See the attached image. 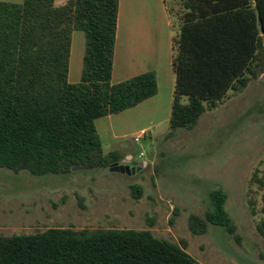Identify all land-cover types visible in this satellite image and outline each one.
<instances>
[{
	"label": "trees",
	"instance_id": "1",
	"mask_svg": "<svg viewBox=\"0 0 264 264\" xmlns=\"http://www.w3.org/2000/svg\"><path fill=\"white\" fill-rule=\"evenodd\" d=\"M119 3L0 1V169L44 177L78 166L103 169L125 159L121 152H105L96 120L155 96L158 81L149 72L112 83ZM165 3L173 22L175 75L169 140L180 129L194 130L231 91L243 92L264 73V0ZM75 31L84 33L85 51L81 81L71 83ZM257 181L262 190L264 179ZM133 194L139 198L141 189ZM211 200L208 212L189 216L190 232L221 226L241 245L238 226L225 209L226 193L215 190ZM248 204L257 216L254 198ZM261 214L256 228L264 239V195ZM187 250L185 240L157 238L148 229L52 227L0 234V264H199Z\"/></svg>",
	"mask_w": 264,
	"mask_h": 264
},
{
	"label": "rangeland",
	"instance_id": "2",
	"mask_svg": "<svg viewBox=\"0 0 264 264\" xmlns=\"http://www.w3.org/2000/svg\"><path fill=\"white\" fill-rule=\"evenodd\" d=\"M82 50L75 37L73 70L83 64ZM169 131L167 119L138 143L133 134L105 144L106 153L132 152L134 166L142 168L131 175L96 168L34 177L28 171L0 169V234L52 227L148 229L157 238L185 240L199 264H264V239L256 228L264 195L257 181L264 179V73L243 92L231 91L194 130L180 129L167 140ZM134 188L141 189L139 198ZM220 189L227 195L225 209L238 226L241 245L221 226L209 225L200 235L188 228L189 216L212 209L211 193ZM253 198L257 216L248 204Z\"/></svg>",
	"mask_w": 264,
	"mask_h": 264
},
{
	"label": "crops",
	"instance_id": "3",
	"mask_svg": "<svg viewBox=\"0 0 264 264\" xmlns=\"http://www.w3.org/2000/svg\"><path fill=\"white\" fill-rule=\"evenodd\" d=\"M75 37L84 46L82 59L85 51V35L75 31L69 69L71 83L81 81L83 69V64L72 68ZM172 62L173 22L165 0H120L112 83L153 72L157 76L158 93L124 112L97 119L96 127L104 145L133 134L137 137L144 133L142 139L146 138L154 125L170 119L175 91ZM123 154L124 160L133 161L131 151L124 150Z\"/></svg>",
	"mask_w": 264,
	"mask_h": 264
},
{
	"label": "water",
	"instance_id": "4",
	"mask_svg": "<svg viewBox=\"0 0 264 264\" xmlns=\"http://www.w3.org/2000/svg\"><path fill=\"white\" fill-rule=\"evenodd\" d=\"M145 165H147V163H145ZM142 168V165L139 164L138 167L134 166L131 164V161H122L119 163H113L112 165H110L108 168H104L103 171L105 173L108 172H121V173H127L129 175L131 174H135L137 170H140ZM93 169L91 167H86V166H78V167H74L73 171H79V170H90Z\"/></svg>",
	"mask_w": 264,
	"mask_h": 264
},
{
	"label": "built area",
	"instance_id": "5",
	"mask_svg": "<svg viewBox=\"0 0 264 264\" xmlns=\"http://www.w3.org/2000/svg\"><path fill=\"white\" fill-rule=\"evenodd\" d=\"M144 136V133L141 136L135 137V141L138 143L141 141L142 137Z\"/></svg>",
	"mask_w": 264,
	"mask_h": 264
},
{
	"label": "flooded vegetation",
	"instance_id": "6",
	"mask_svg": "<svg viewBox=\"0 0 264 264\" xmlns=\"http://www.w3.org/2000/svg\"><path fill=\"white\" fill-rule=\"evenodd\" d=\"M131 164H132V165H137V164H134L132 161H131Z\"/></svg>",
	"mask_w": 264,
	"mask_h": 264
}]
</instances>
